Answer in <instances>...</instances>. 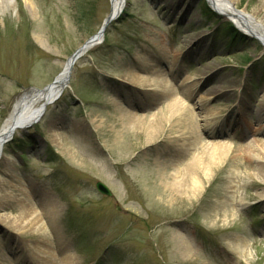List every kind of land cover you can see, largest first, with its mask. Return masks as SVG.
Returning a JSON list of instances; mask_svg holds the SVG:
<instances>
[{"label":"rangeland","instance_id":"374dc122","mask_svg":"<svg viewBox=\"0 0 264 264\" xmlns=\"http://www.w3.org/2000/svg\"><path fill=\"white\" fill-rule=\"evenodd\" d=\"M10 2L0 5V128L18 97L51 83L110 10V0ZM232 2L264 25V0ZM124 3L40 121L4 143L0 215L19 214L10 196L23 198L20 188L39 208L59 205L45 219L47 238L59 256L64 247L73 254L71 264H264V150L258 159L244 152L264 143V47L226 33L232 23L205 0ZM143 118L158 125L151 140ZM216 142L230 149L207 177L197 170L200 190L178 191L188 162L210 159ZM38 240L0 224V264H39ZM237 241L248 255L233 252Z\"/></svg>","mask_w":264,"mask_h":264},{"label":"bare ground","instance_id":"6f19581e","mask_svg":"<svg viewBox=\"0 0 264 264\" xmlns=\"http://www.w3.org/2000/svg\"><path fill=\"white\" fill-rule=\"evenodd\" d=\"M11 0H2L0 2V5L4 3V5H8V3ZM29 6L31 7L30 0H24ZM211 4L214 6V8L220 13V14H225V16H228L231 20L234 21V23L239 26L241 29H243L246 33L250 34L251 36H256L258 41L262 44L264 47V25L257 19H255L252 15L248 14L247 12L240 11L235 9L233 6L232 0H209ZM264 3V2H263ZM111 7L113 11H119L121 12L122 10V4L121 0H112L111 1ZM226 18V17H225ZM255 33V35H254ZM162 75V74H161ZM140 79V82L145 81V79H141L142 76H138ZM161 78V86L163 88L170 87L169 80L164 78L165 76H162ZM65 78V74H62L59 77V80H63ZM138 79V78H137ZM134 80V79H133ZM136 80V79H135ZM137 81V80H136ZM149 84L150 83L149 81ZM173 87V86H172ZM57 86L55 87V89ZM54 90H50L47 95H51ZM22 97L16 102L12 112L11 116L13 117L14 121H21V119L26 118L29 113H32L34 111H37L40 109V105L46 97H43L42 95L38 94L36 91H26L22 95ZM178 99V98H177ZM186 101L180 100V101H174L171 105L170 108L172 109H177L181 108L182 106L185 105ZM210 114L205 115V120L210 121L209 119ZM200 121H202L199 118ZM144 118L142 119V128L144 129L147 139L151 140L153 135H155L158 125L157 123L151 124L150 122H143ZM10 121L6 120L2 127L0 128V144H1V138L3 139L4 136L8 133L10 129ZM16 130V129H15ZM219 130V129H218ZM260 145L258 144H253L249 143L246 145L244 148V152L247 156L251 158H256L258 159L261 156H257V150L256 148H260L261 152L264 150V143L262 144L261 147H258ZM212 149L211 151V158L206 157L203 159L201 162L199 161V157H193L187 164L186 170L189 172L188 174L185 173V179H184V184L181 181L180 186L182 189H179L178 191H181L182 193L185 194H190L193 196L195 193H197L200 190L201 187V180L198 178V175L196 174L197 170H202V173L205 177L208 176V171L210 170V163H217L219 160H221L228 150L230 149V144L227 142H216L210 146ZM256 152V153H255ZM235 156H237L235 154ZM264 160V159H263ZM211 161V162H210ZM1 184V183H0ZM167 185L170 187L177 186V181L176 179H172L171 181L167 182ZM178 187V188H180ZM1 188V187H0ZM177 189V188H176ZM20 193L22 196H27L26 198H20V197H14L10 196L11 198L14 199L15 202L19 204V209L20 212L17 215H0V224L5 226L11 233H16V234H39V245L35 247L36 252H33V256L38 260L39 264H71L73 261V254L70 253L64 246V242L58 243L61 247L63 248L61 256H59L57 250L54 249L50 246V242L48 241V236H47V228H46V223L45 219L51 220L53 215L55 216L56 209L58 208L59 210V205L51 207L50 206L46 209L39 208L37 204L33 203L32 199L30 200L29 195L24 191V189L20 188ZM259 197L261 199H264V190L262 192H259ZM0 204H3L2 201V194L0 195ZM234 209V208H233ZM55 218V217H54ZM13 230V231H12ZM19 232V233H18ZM49 232L52 235H55L54 229L49 230ZM42 235V236H40ZM58 239L60 241H63V238L58 236ZM175 238L179 239L181 244V248H183L182 252L186 255L189 256L191 252V248L185 244V238L180 235V233H177ZM52 244V242H51ZM230 246L233 250V252L238 256V257H244L248 255L245 253L244 250V243H240L239 241L235 243H230ZM58 255V257L56 256Z\"/></svg>","mask_w":264,"mask_h":264},{"label":"water","instance_id":"95a60500","mask_svg":"<svg viewBox=\"0 0 264 264\" xmlns=\"http://www.w3.org/2000/svg\"><path fill=\"white\" fill-rule=\"evenodd\" d=\"M111 1L110 0V10L108 15L103 19L101 26L99 28V30L97 31V33H95L94 35L90 36L88 39H86L84 41V43L79 46L67 59L65 62V65L63 67V70L61 71V73L48 85H46L45 87H43L42 89H37V88H31L29 91L33 90L36 91L38 94L42 95L43 97H46L42 104V107L44 108L47 104L53 102L56 98H58V96L62 93V90L68 85L69 82V78L71 75V70L73 67L74 62L82 55L84 54L90 47H92L93 45H95L96 43L100 42L103 38V34L105 29L107 28V26L114 20L116 19V17L118 16V14L120 13L119 11H113L112 7H111ZM208 1V0H207ZM208 3L211 4L210 1H208ZM121 4L122 7L124 6V0H121ZM65 74V78L63 80H59V77ZM57 86V88L55 89V87ZM50 90H54L53 93L51 95H47L46 94L50 91ZM39 115H37L36 112L33 113H29V115L26 118L21 119V121H19V119L17 121L13 120V117L11 116V114L8 116L7 120L10 121V129L8 131V133L4 136V138H1V145L3 142H6L7 140L10 139L12 131L14 128L16 127H26L29 126L31 123L35 122L38 119ZM95 187L97 189V191H99L102 194H105L107 196H111L112 193L111 191L108 189V187H106V185H104L102 182L97 181L95 184Z\"/></svg>","mask_w":264,"mask_h":264},{"label":"trees","instance_id":"16d2710c","mask_svg":"<svg viewBox=\"0 0 264 264\" xmlns=\"http://www.w3.org/2000/svg\"><path fill=\"white\" fill-rule=\"evenodd\" d=\"M226 33H228V34L236 33V30L232 26H229V27L226 28Z\"/></svg>","mask_w":264,"mask_h":264}]
</instances>
